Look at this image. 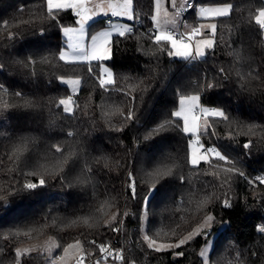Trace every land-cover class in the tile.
<instances>
[{"label":"trees","instance_id":"1","mask_svg":"<svg viewBox=\"0 0 264 264\" xmlns=\"http://www.w3.org/2000/svg\"><path fill=\"white\" fill-rule=\"evenodd\" d=\"M193 1L182 25L195 19L197 5L233 6L229 16L212 18L214 50L195 59L167 56L148 31L154 0H134L133 32L112 35L114 54L102 62L119 90H104L96 62L89 75L86 64L58 59L65 47L62 29L76 24L73 9L49 15L46 0H0V264L15 263L20 245L51 240L59 245L56 255L77 239L85 253L96 254L99 248L88 242L106 244L120 221L115 247L122 250L123 264H203L199 253L209 240V264H264V232L258 231L264 224V184L250 183L264 175V31L255 22L264 0ZM106 23L100 18L88 29ZM60 78H80L81 84L73 92ZM196 94L203 106L221 108L229 117L211 118L203 138L243 176L227 173L231 165L223 161L219 167L187 163L190 134L171 113L180 95ZM68 96L73 113L59 105ZM133 107L136 119L129 121ZM128 172L137 182L136 199L126 187ZM41 178L44 186L23 188ZM153 186L145 215L142 198ZM205 190L213 193L212 202L197 212ZM225 198L230 208L221 206ZM209 213L217 223L207 241L197 237L157 252L143 239L176 242ZM20 264L50 263L38 250L21 255Z\"/></svg>","mask_w":264,"mask_h":264},{"label":"snow or ice","instance_id":"2","mask_svg":"<svg viewBox=\"0 0 264 264\" xmlns=\"http://www.w3.org/2000/svg\"><path fill=\"white\" fill-rule=\"evenodd\" d=\"M172 7L176 8V0H171ZM162 4V0H155V8L156 14L151 16V21L153 22V27L150 28L149 35L152 36L154 43L159 46L161 52H165L169 57H181L184 59H195L198 57H204L207 53V50L213 49L216 46V31L217 25L216 23H209L207 25L201 24L199 26L191 27L190 31H181L177 32L175 30V26L177 21L175 18H169V14L167 12L164 13V18H160V7ZM84 0H46L47 12L49 15L54 13H59L62 10L66 9H81L83 8ZM108 9L111 11L113 16H127L131 19L135 13L134 0H123L122 3L117 4H109ZM193 7H195L193 5ZM233 6L223 5L217 7H201L199 10V15L201 17H211V18H220L227 17L230 15ZM103 10V8H101ZM179 9H177V15L179 14ZM77 16H80V11H77ZM91 19V16H83L79 21V28H68L65 27L62 29L64 35L68 38L65 42L67 44L68 50H61L59 52L58 59L63 61L66 64H86L88 66L89 75L92 74L93 68L92 63L96 62L97 66L101 69L102 77L99 79V86L101 89L109 90L116 88V81L113 78L112 71L102 66V62H106L110 60L114 54L113 52V41L111 39L112 32L118 31L120 37H125L126 34L132 33L133 29L127 25L123 27V30H120L119 25H113L112 30H103L96 32L95 34L90 35V44L84 43V37L86 35L85 32V23ZM255 22L259 25L261 31H264V8L258 10V14L255 16ZM8 21H4V25H8ZM31 23V22H25ZM172 25V28L168 26ZM208 31L205 32L204 30ZM11 35V34H10ZM219 73L221 75L224 74V69H219ZM228 77L225 76V79ZM61 83L70 84L72 88L75 90L81 84V79H69L64 80L60 78ZM0 87H3L0 85ZM207 87L211 88L214 85L209 84ZM243 88V85H241ZM17 96H22L21 93L17 92ZM126 95V94H125ZM133 101V105L135 104V97L131 98ZM201 96L199 94L196 95H180L179 96V110L173 111L171 113L172 116L183 119V127L182 132L186 134H190L187 139V151H188V159L187 163H189L194 168H197L202 162L207 163L209 166L219 167L218 162H225L230 164L231 167L224 169L227 173H235L240 176H243V172H239L235 163L229 160V157L222 154L215 146H206L201 137L207 134V131L211 125L209 124V120L211 118H219L224 121H227L229 117L226 115V112L218 107H205L200 103ZM185 102H188L187 108H185ZM75 102L72 99V96H68L67 99H61L59 101V105L63 106V111L65 113H73L74 108L71 106ZM5 107H8L5 105ZM123 115V113H121ZM126 119L129 121H134L136 119L134 115V107L130 109L127 113ZM203 120V124L201 121ZM179 127V125H176ZM160 128L163 129L164 125H160ZM117 131H120L117 129ZM69 136L72 133H68ZM194 137V138H192ZM251 146V141L243 144L244 149H249ZM57 152H62V149L55 145L53 146ZM217 162L215 165L213 164V159ZM171 175V173H169ZM216 173H213L215 177ZM177 179L183 183L185 177L179 176ZM127 181H130L126 184L128 190H130V194L133 199H136L138 196L137 193V182L134 179L132 172H128L126 177ZM252 182H260L264 184V177L257 176ZM45 180L41 178L39 183H25L23 188L25 190H34L38 187L44 186ZM211 187V185H209ZM156 191V187L153 186L149 189L148 194L143 196V203L141 207L144 209L145 215H147V208L149 201L151 200L152 194ZM213 193L211 191L205 190L204 197L197 203V212L206 210L208 204L212 202ZM219 200V197H216ZM221 206L224 208H230L232 206V202L230 198H225L221 201ZM124 215H128V213H124ZM112 221L117 220V215L112 216ZM84 222L87 224L88 220L85 218ZM106 224L111 227L110 221H105ZM214 223H217L216 218L213 214L209 213L203 216L201 219H198L195 222V226L191 228V231L184 235L182 238H179L176 242L160 244L157 245V241L149 236L145 235L143 237L144 241L147 242L149 248L154 249L155 251H163L166 249H178L183 245L189 244V242L193 241L197 237H204L207 241L209 235H211V228ZM114 231H118L119 229H113ZM31 231V229L29 230ZM259 232H264V227L258 228ZM27 236L28 233L26 232ZM88 243L92 244L95 247L99 248L100 253L102 254L103 259H107V256L111 252V246L105 244H96V241H89ZM55 247H59V245H55ZM212 248V241H207L204 249L201 250L199 256L201 257L203 264H209V250ZM70 250H77L80 255L75 257V264H84V260L90 253H85L83 248V244L80 239L75 240L74 243H69L64 248V256L59 257V260L63 261L66 257L69 256ZM29 249L21 250L19 248L16 249V264H20V257L23 254L28 253ZM176 256H183V252H174ZM255 255V253H253ZM117 258L123 261L122 253H118ZM51 264H57L56 260H52ZM95 264H99V261L95 262Z\"/></svg>","mask_w":264,"mask_h":264},{"label":"rangeland","instance_id":"3","mask_svg":"<svg viewBox=\"0 0 264 264\" xmlns=\"http://www.w3.org/2000/svg\"><path fill=\"white\" fill-rule=\"evenodd\" d=\"M122 2H123V0H84V5H83V7L85 6L84 9H81V10L73 9V11L74 10L80 11L81 15L80 16L76 15V24L75 25H71V26H75L76 28H79L80 19L83 16H91V19L88 20L85 23V25H84L85 32L87 33V36H90L89 34H92L94 31L92 32V31H90L88 29L89 24L91 22H93L94 20H97V19H100V18H104V17H105V20H106L107 16L112 15L111 11L108 9L107 6L109 4H117V3H122ZM185 3H186V0H176V8L174 9L172 7L171 0H162V4H161V7H160V18L163 19L164 18V13L167 12L169 14V18H175L176 19L177 24H176L175 28L177 29V27L179 26L178 25L179 24V19L182 16L181 10H180L179 14L177 15V9H179ZM220 6H223V5H220ZM201 7H216V6L197 5L196 8H195V19L194 20L186 19L185 23H184V26L182 27V25H180L182 27L181 31H186V30L190 31L191 27H193V26H199L201 24L207 25L209 23H213L211 17H208V16L201 17L199 15V10H200ZM101 8H103V10H101ZM155 14H156V8H155V0H154V14L153 15H155ZM171 14L173 15L172 17H170ZM179 15H180V18H179ZM177 16H178L179 19L177 18ZM117 17L119 18V20H113V21H111V23H106L104 26H102L100 31L110 30V26H113V25H122V26L127 25L128 26L127 21L132 19V18L129 19V17H127V16H117ZM169 26H170V28L173 27L172 25H169ZM69 27L70 26H68V28ZM75 27H72V28H75ZM204 31L207 32L208 30L205 29ZM62 34L66 38V40L64 39V43H65L68 38L64 35L63 31H62ZM86 42L89 43L90 41H89L88 38L86 39V35H85L84 43L86 44ZM65 46L66 47H64L62 50L67 51L68 48H67V44L66 43H65ZM198 58H200V57H198ZM101 78H104V77L101 76ZM63 79L64 80H69V79H75V78H63ZM68 85L70 86V88H71V90L73 92L78 89L77 88V89L74 90L70 84H68ZM63 99H67V98H63ZM187 106H188V102H185V108H187ZM179 108H180V104L178 103L177 110H179ZM202 123H203V120L201 121V124ZM209 241H211V240H209ZM206 243L203 245L201 250L205 248ZM157 245L159 246L160 244L157 243ZM17 248H19L21 250L29 249L30 250L29 252H35V251H38V250L44 251L46 253V255H47V259H48L50 264H51L52 260H56L57 264H75V257L81 254L77 250H70L69 256L66 257L63 261H61V260H59V257L65 255L64 254V249L62 250V252L60 254L56 255V253H55L56 247H55V244H54V242L52 240L48 241L47 243H40V242L27 243V244L20 245ZM210 250H209V252H210ZM13 264H16V262L13 263Z\"/></svg>","mask_w":264,"mask_h":264},{"label":"built area","instance_id":"4","mask_svg":"<svg viewBox=\"0 0 264 264\" xmlns=\"http://www.w3.org/2000/svg\"><path fill=\"white\" fill-rule=\"evenodd\" d=\"M193 4H194L193 0H186L185 7L182 8V10H181L182 16H181V20H180V25H182L185 15L187 14L188 10L190 9V7ZM113 20H119V18L117 16L109 15L106 17L105 21L107 23H109ZM177 32H181V29L177 30ZM192 138H194V137H192ZM201 139H202V142L206 146H214L213 144H208L204 140L203 136L201 137ZM212 159H213V161H215L214 157ZM218 163H221V162H218ZM257 176L264 177V175H256V176H254L253 180H255V177H257ZM121 226H122V222L120 221L116 229L120 230ZM260 227H264V224H258V228H260ZM119 230L115 231L113 238L105 244V245L111 246V252L107 256V259H103L102 254L99 251L96 254H93V255L90 254L89 256H87V258L84 260V264H95V262H97V261H99V264H123V261H121L120 259L117 258L118 253H122V250L115 247L116 239H117L116 237H117V234L119 233Z\"/></svg>","mask_w":264,"mask_h":264},{"label":"crops","instance_id":"5","mask_svg":"<svg viewBox=\"0 0 264 264\" xmlns=\"http://www.w3.org/2000/svg\"><path fill=\"white\" fill-rule=\"evenodd\" d=\"M185 5V4H184ZM184 5L183 6H181L180 8H179V10H181L183 7H184ZM213 6H220V5H213ZM85 8V6L83 7V8H81V9H84ZM81 9H79V10H81ZM180 12V11H179ZM154 14V13H153ZM173 15L171 14L170 15V17H172ZM177 18H178V16H177ZM179 18H180V15H179ZM178 18V19H179ZM129 22H130V20L129 21H127V23H128V26H129ZM109 23H111V22H109ZM153 23V22H152ZM179 26L177 27V29L175 28V30L177 31V30H179V29H182V27L184 26V24L182 25V27L180 26V19H179V24H178ZM120 26V30H123V27L124 26H122V25H119ZM68 27V26H67ZM72 27H75V26H70L69 28H72ZM169 28H170V26H168ZM76 28V27H75ZM102 27H100V28H98L97 30H95L92 34H95L96 32H99L100 31V29H101ZM112 30V26H110V30L109 31H111ZM89 32V31H88ZM114 34H119L118 33V31H113L112 32V35H114ZM64 37V36H63ZM89 39V41H90V36H87V33H86V39ZM64 39L66 40V38L64 37ZM87 44H90V42L88 43V42H86V45ZM66 47V46H65Z\"/></svg>","mask_w":264,"mask_h":264},{"label":"water","instance_id":"6","mask_svg":"<svg viewBox=\"0 0 264 264\" xmlns=\"http://www.w3.org/2000/svg\"><path fill=\"white\" fill-rule=\"evenodd\" d=\"M77 11H78V10H74V11H73V14H75V15H76Z\"/></svg>","mask_w":264,"mask_h":264}]
</instances>
